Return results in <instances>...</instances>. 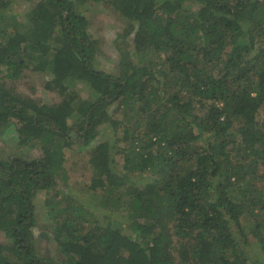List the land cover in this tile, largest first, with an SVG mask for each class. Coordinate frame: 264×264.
<instances>
[{
  "label": "trees",
  "instance_id": "1",
  "mask_svg": "<svg viewBox=\"0 0 264 264\" xmlns=\"http://www.w3.org/2000/svg\"><path fill=\"white\" fill-rule=\"evenodd\" d=\"M29 1L0 0V67L5 75L25 65L49 68L45 88L70 93L59 107L23 101L0 84V124L21 120L15 128L19 143L28 135L50 145L60 137L70 146V130L88 147L108 99L134 98L143 112L152 80L176 89L164 90V111L147 119L142 114L143 131L135 128L134 135L124 128L123 139L130 138L121 163L125 171L112 169L114 153L105 140L94 145L88 160L89 186L104 193L100 203L111 200L118 208L123 200L114 192L122 189L130 230L140 239L122 233L105 214L88 221L85 209L56 208L48 199L47 230L35 235L32 189L48 188L49 172L62 160L44 146V159H15L7 171L0 166V191L21 204L15 216L0 208V227L11 238L0 245V264H247L245 218L264 255V118L258 116L264 112V0H104L127 17L135 48L169 52L166 68L153 73L133 67L124 50L117 77L91 69L94 44L73 0H37L20 20L15 8ZM186 2L196 7L184 8ZM55 30L64 38L58 46L50 41ZM71 80L83 82L98 99L71 93ZM71 102L75 109L64 110ZM170 111L178 115L176 127ZM74 114L80 120L72 118L75 126L69 127L67 117ZM204 134L207 140L198 144ZM142 172L149 174L143 187L141 179L126 182ZM38 237L55 244L57 260L35 252Z\"/></svg>",
  "mask_w": 264,
  "mask_h": 264
},
{
  "label": "rangeland",
  "instance_id": "2",
  "mask_svg": "<svg viewBox=\"0 0 264 264\" xmlns=\"http://www.w3.org/2000/svg\"><path fill=\"white\" fill-rule=\"evenodd\" d=\"M37 0H30L25 6H16L15 11L17 12L19 19L22 20L25 17L24 14L36 3ZM76 8V13L82 14L83 18L87 22L86 35L88 41L94 44L93 57L90 58L89 64L91 69L95 72L103 71L109 73L115 77L120 74V61L121 55L124 50L127 54L128 62L133 64V67H146L147 70H151L153 73L158 70H164L166 68V57L169 52L154 50L149 48L137 49L133 43L134 32L127 30L130 28L127 17L116 10L111 4L106 3L104 0H73ZM196 7L192 5H184L186 7ZM84 20V21H85ZM5 20L0 19V25L4 24ZM50 40L55 46H58L63 41V35L61 30H55ZM49 68H42L37 70L29 66H22L19 70L11 71L6 74L5 67H0V84L10 90L11 94L23 101H33V103H45L51 104L52 106H62V101L67 100L70 93L68 90H47L45 88V82L50 77ZM145 77V75L143 76ZM163 86L168 85L165 80L161 82ZM156 84L155 80L151 81L149 93V99L142 101V103L148 102L149 107L143 105V112L138 107L136 100L130 99L128 102H122L121 97L108 99L109 104H104L100 110V116H104V120L99 122L94 133L95 136L92 139L90 146H82L80 140H76V136L70 130L66 131V135L71 139L70 146H64L61 142L60 137H54V143L51 145L43 141L41 138H28L30 136L23 137V143H19V138L15 134V128H19L23 125V122L18 118L10 117V123L7 127L0 124V166L7 171L12 160H25L28 163H33L34 160L44 159L43 147L47 146L50 148L52 157H56L61 160V163L56 166L53 165L52 171L49 176L51 178V184L48 188L33 187V194L31 195V206L34 211V225L32 230L35 235H40L44 230H47L48 216L45 214L47 205L45 204L46 199L50 200L49 203H53L56 208H65L68 204L72 205L76 209H85L84 218L90 220H102V215L105 214L113 224L121 227L122 233H129L136 240L140 239V234H134L131 232L128 220V208L124 202L123 190L119 189L114 192L115 198L123 200L120 202L118 208H114L110 200L108 205L100 203L102 194L100 189L94 190L89 184L92 175V167L89 163L90 152L94 145L99 141H107L114 153V161L111 163L112 169L116 172L125 171L122 169V160L125 154L128 152V140L123 139L124 128L129 129V134L133 133L136 135L135 128L139 132L143 131L144 119H147L150 112L153 111H164L166 108L163 93L164 90H175L176 87L170 85L169 88L164 89L161 85ZM66 85L72 90L78 92L79 97L85 100H97L99 95L96 92L91 91L83 82L71 80L67 81ZM186 91L183 90V94ZM154 95V96H153ZM75 104L70 103L64 108L69 110L75 109ZM157 111V112H158ZM261 114L258 116L264 118V112L260 111ZM172 113V114H171ZM145 117L143 119V116ZM171 124L176 127L178 115L175 111H170ZM80 120L75 114L72 117H67L66 123L69 127L75 126L74 120ZM239 121V120H238ZM87 124V120H86ZM237 122H234L230 129L235 128ZM117 126V127H115ZM173 127V128H174ZM76 130V127H75ZM46 135L49 133L44 132ZM138 133V132H137ZM132 134V135H133ZM133 135V136H134ZM207 134H204L201 140L197 143L201 144L207 140ZM27 139V140H26ZM51 163V162H50ZM53 163V162H52ZM143 173V174H142ZM138 173L137 176L130 174V179L126 180L127 183H136L138 186L143 187L148 180L142 178L149 175L147 172ZM4 174V171H0ZM144 176V177H143ZM41 183V181H40ZM8 185V183H6ZM7 187V186H6ZM5 187V188H6ZM16 191H19L16 189ZM121 192V193H120ZM236 195V194H235ZM6 196V199H5ZM10 196L5 192L0 191V208L3 207L9 211V216H12L19 211L18 205L20 204L17 200H8ZM21 206V204H20ZM12 211V212H11ZM84 212L79 211V215ZM14 215V216H15ZM81 216V215H80ZM83 216V215H82ZM250 220V219H249ZM248 218L243 219L244 231L247 233L249 238V244L246 246L247 252V264H264V255L259 251L258 246L254 242V238L250 233L249 229L251 226ZM90 224L86 225L87 230ZM11 243V238L8 237L5 231L0 227V245H6ZM34 250L39 256L52 258L57 260L59 258L58 250L55 244L46 240L42 237H38L37 241L33 242ZM122 254H126L124 249H121Z\"/></svg>",
  "mask_w": 264,
  "mask_h": 264
}]
</instances>
